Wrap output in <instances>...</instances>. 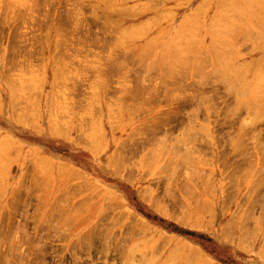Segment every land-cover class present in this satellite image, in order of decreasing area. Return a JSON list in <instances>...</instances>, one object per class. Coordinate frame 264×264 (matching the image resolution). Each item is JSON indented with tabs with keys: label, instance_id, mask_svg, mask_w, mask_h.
<instances>
[{
	"label": "rangeland",
	"instance_id": "374dc122",
	"mask_svg": "<svg viewBox=\"0 0 264 264\" xmlns=\"http://www.w3.org/2000/svg\"><path fill=\"white\" fill-rule=\"evenodd\" d=\"M263 24L264 0H0V264H264Z\"/></svg>",
	"mask_w": 264,
	"mask_h": 264
},
{
	"label": "bare ground",
	"instance_id": "6f19581e",
	"mask_svg": "<svg viewBox=\"0 0 264 264\" xmlns=\"http://www.w3.org/2000/svg\"><path fill=\"white\" fill-rule=\"evenodd\" d=\"M202 2H204V1H202ZM202 2H201V3H202ZM246 2H247V1H246ZM201 3H200V4H201ZM239 3H240V2H239ZM248 3H249V2H248ZM237 4H238V3H237ZM241 4H242V3H241ZM239 6H240V5H239ZM197 7H198V6H197ZM199 7H200V5H199ZM201 7H202V6H201ZM196 11H197V10H196ZM199 11H200V10H198V12H199ZM199 13H200V12H199ZM199 13H198V14H199ZM202 14H204V13H202ZM202 16H203V15H202ZM187 18H188V17H187ZM228 18H229V17H228ZM195 19H196V18H195ZM196 23H197V22H196ZM217 23H218V22H217ZM187 24H188V23H187ZM189 24H190V23H189ZM189 24H188V25H189ZM229 24H230V23H229ZM217 25H218V24H217ZM217 25H216V26H217ZM224 25H225V24H224ZM231 25H232V24H231ZM244 25H245V24H244ZM263 25H264V24H263ZM263 25H262V26H263ZM203 26H204V25H203ZM225 26H226V25H225ZM237 26H238V25H237ZM238 27H239V26H238ZM214 28H215V27H214ZM235 28H236V25H235ZM240 28H241V27H240ZM263 28H264V26H263ZM211 29H212V28H211ZM218 29H219V28H218ZM234 30H235V29H234ZM190 31H191V30H190ZM237 31H238V30H237ZM252 31H253V30H252ZM252 31H251V32H252ZM135 32H136L135 34H137V35L139 34V33H137V31H135ZM235 32H236V31H235ZM216 33H217V32H216ZM236 34H237V33H236ZM241 34H243V33L241 32ZM247 35H248V34H247ZM251 35H252V34H251ZM251 35H250V31H249V36H251ZM231 36H232V35H231ZM253 36H254V35H253ZM240 37H241V35H240ZM238 38H239V37H238ZM238 38H237L236 40L232 41V40L234 39V38H233V39L231 40V42H229V43H230L231 45H233V46H234V45H236V46H238V47H239V46H242V45H241L242 43H240V39H242V38H239V39H238ZM218 40H219V39H218ZM218 42H219V41H218ZM229 43H228V45H230ZM175 45H176V44H175ZM192 45H193V44H192ZM228 45H227V46H228ZM193 46H194V45H193ZM219 46H220V48L222 47L221 45H218V46H216V47H219ZM224 46H225V45H224ZM245 46H246V44H245L244 46H242V47H245ZM214 47H215V46H214ZM226 49H227V51H228V48H226ZM198 50H199V49H198ZM215 50H217V49L215 48ZM223 51H224V50H223ZM223 51H222V52H223ZM239 51H240V50H239ZM173 52H174V51H173ZM216 52H218V51H216ZM224 52H225V51H224ZM203 53H204V52H203ZM208 53H210V52H208ZM214 53H215V52H214ZM225 53H226V52H225ZM228 53H229V55H230V51H228ZM155 54H156V52H155ZM176 54H178V52H177ZM205 54H206V53H205ZM226 54H227V53H226ZM232 54H233V52H232ZM234 54H235V53H234ZM157 55H158V53H157ZM159 55H160V54H159ZM172 55H174V54L172 53ZM215 55H216V54H215ZM218 55H219V54H218ZM224 55H225V54H224ZM224 55H221V56H223V58H224ZM174 56H175V55H174ZM189 56H190V55H189ZM203 56H205V55H203ZM226 56H228V55H226ZM164 57H166V56H164ZM164 57H163V58H164ZM182 57H183V56H182ZM212 57H213V56H212ZM231 57H232V56H231ZM161 58H162V57H161ZM175 58H176V57H175ZM178 58H179V57H178ZM197 58H198V57H197ZM229 58H230V57H229ZM173 59H174V58H173ZM186 59H188V58H186ZM194 59H195V58H194ZM213 59H214V58H213ZM224 59H225V58H224ZM156 60H157V59H156ZM158 60H159V56H158ZM161 60H162V59H161ZM175 60H176V59H175ZM214 60H215V59H214ZM226 60H227V59H226ZM230 60H231V58L229 59V61H230ZM232 60H233V59H232ZM232 60H231V62H232ZM153 61H154V60H153ZM153 61H152V62H153ZM195 61H196V60H195ZM210 61H211V60H210ZM227 61H228V60H227ZM157 62H158V61H156V63H157ZM163 62H164V59H163ZM165 62H166V61H165ZM169 62H170V59H169ZM180 62H182V61H180ZM184 62H185V61H184ZM214 62H215V61H214ZM219 62H221V61H219ZM171 63H174V61L171 62ZM193 63H194V61H193ZM196 63H199V62H196ZM202 63L205 64L204 61H203ZM202 63H201V64H202ZM228 63H229V62H228ZM154 64H155V63H154ZM161 64H162V63H161ZM161 64H160V67H161ZM168 64H169V63H168ZM175 64H176V62H175ZM180 64H181V63H180ZM184 64H185V63H184ZM189 64H190V62H189ZM204 64H203V65H204ZM206 64H207V62H206ZM206 64H205V66H206ZM212 64H214V63H212ZM220 64H221V63H219V65H220ZM149 65H151V64H149ZM156 65H157V64H156ZM185 65H186V64H185ZM187 65H188V64H187ZM187 65H186V66H187ZM207 65H208V64H207ZM152 66H153V65H152ZM162 66H163V64H162ZM169 66H170V65H169ZM169 66H168V67H169ZM175 66H176V65H175ZM182 66H183V65H182ZM196 66H197V65H196ZM198 66H200V65L198 64ZM205 66H202V67H205ZM224 66H225V65H224ZM155 67H157V66H155ZM173 67H174V66H173ZM178 67H180V66H178ZM187 67H188V66H187ZM193 67H194V65H193ZM202 67H201V68H202ZM214 67H216V66L214 65ZM222 67H223V66H222ZM158 68H159V67H158ZM183 68H184V67H183ZM196 68H197V67H196ZM198 68H199V67H198ZM198 68H197V70H199ZM206 68H207V66H206ZM160 69H162V68H160ZM165 69H166V68H165V65H164L163 70L165 71ZM172 69H173V68H172ZM176 69H177V68H176ZM184 69H185V68H184ZM194 69H195V68H194ZM204 69H205V68H204ZM208 69H209V68H208ZM212 69H214V68H212ZM212 69H211V70H212ZM169 70H171V68H169ZM174 70H175V69H173V71H174ZM201 70H202V69H201ZM161 71H162V70H161ZM178 71H179V70H178ZM182 71H183V70H182ZM203 71H204V70H203ZM165 72H166V71H165ZM165 72H164V73H165ZM171 72H172V70H171ZM204 72H206V71H204ZM175 73H178V72L175 71ZM186 73H187V72H186ZM238 73H239V72H238ZM258 73H259V72H258ZM258 73H257V74H258ZM166 74H167V72H166ZM197 74H198V73H197ZM230 74H231V73H230ZM241 74H242V73H241ZM241 74L239 73L238 75H241ZM257 74H256V75H257ZM167 75H169V74H167ZM183 75H184V74H183ZM187 75L190 76V73L188 72ZM199 75H201V73H200ZM208 75H209V74H208ZM217 75H218V74H217ZM235 75H236V74H235ZM238 75H237V77H238ZM245 75H246V73L244 74V76H245ZM262 75H263V74H262ZM164 76H165V74H164ZM189 76H188V78H189ZM191 76H192V75H191ZM194 76L197 77L198 75H193V77H192L193 79H194ZM201 76H202V75H201ZM205 76H206V74H205ZM205 76H204V77H205ZM212 76H213V75H211V77H212ZM231 76H233V75H232V74H231V75L226 74V77H227V78L224 77V78H226L225 81H226L227 83L229 82V83H228L229 86L227 85V87H229V88L227 89L228 92H229L228 94L231 95L232 97H233V96H236V97H237V100H236V101L239 102V101H238V96H240L241 94L243 95L244 92H246V91L248 90L247 87L250 85V83H248V82L245 81V82L243 83V85L241 84L242 86H240L239 88L237 87L236 89H234V91H233V90H230L231 88H233L232 85H231L230 80H231V79H234V81H236V80H235V77L232 78ZM173 77H174V76H173ZM176 77H177V76H176ZM176 77H175V78H172V80L175 79V81L177 82L179 78H177V80H176ZM179 77H180V76H179ZM196 77H195V78H196ZM204 77H203V79H204ZM209 77H210V75H209ZM216 77H217V76H216ZM222 77H223V76H222ZM237 77H236V79H237ZM256 77H257V76H256ZM261 77H262V76H261ZM181 78H182V76L180 77V79H181ZM183 78H184V76H183ZM192 78H191V79H192ZM206 78H207V77H206ZM206 78H205L204 80L202 79V81L205 82ZM214 78H215V76H214ZM219 78H220V77H218V79H219ZM240 78H243V74L240 76ZM180 79H179V80H180ZM197 79H198V78H197ZM199 79H200V78H199ZM199 79L197 80L198 82H199ZM208 79H209V78H207V81H208ZM238 79H239V77H238ZM184 80H185V79H183V81H184ZM212 80H213V79H212ZM240 80H241V79H240ZM168 81L170 82V80H168ZM202 81H201V83H202ZM214 81H215V80H214ZM223 81H224V80H223ZM223 81H222V83H224ZM238 81H239V80H238ZM169 82H168V83H169ZM179 82H181V81H179ZM195 82H196V81H195ZM212 82H213V81H212ZM212 82H211V83H212ZM263 82H264V81H263ZM263 82H262V83H263ZM181 83H182V82H181ZM192 83H194V81H193ZM192 83H191V85H193ZM217 83H218V82H217ZM222 83H220V84H222ZM233 83H234V82H233ZM233 83H232V84H233ZM237 83H238V82H237ZM237 83H235V85H236ZM174 84H175V83H174ZM186 84H187V82H186ZM194 84H197V83H194ZM218 84H219V83H218ZM188 85H189V84H188ZM188 85H185V86H188ZM202 85L206 86L204 83H202V84L200 85V87H201ZM223 85H224V84H223ZM175 86H176V85H175ZM189 86H190V85H189ZM189 86H188V87H189ZM196 86H197V85H196ZM238 86H239V85H238ZM182 87H183V85H182ZM202 87H203V86H202ZM206 87H207V86H206ZM249 87H250V86H249ZM17 88H18V87H17ZM177 88H178V87H177ZM185 88H186V87H185ZM200 89H201V88H200ZM219 89H220V87H219ZM246 89H247V90H246ZM261 89H262V88H261ZM261 89H260V90H261ZM18 90H19V89H18ZM199 91H200V90H199ZM203 91H204V90H203ZM16 92H17V91H16ZM196 92H198V91H196ZM222 92H223V91H222ZM230 92H232V93H230ZM255 92H256V91H255ZM255 92L253 91V92H251V94H252V93L255 94ZM193 93H194V92H193ZM198 93H199V92H198ZM203 93H204V92H203ZM213 93H214V92H213ZM262 93H264V91H263ZM199 94H200V93H199ZM206 94H207V93H206ZM224 94H225V93H224ZM232 94H233V95H232ZM251 94H250V96H251ZM196 95H197V93H196ZM196 95H194V96H196ZM201 95L203 96V94H201ZM258 95H260V94H258ZM258 95L256 94V96H255V100H256V97H257ZM174 96H175V95H174ZM198 96H200V95H198ZM202 96H201V97H202ZM252 96H253V95H252ZM252 96H251V97H252ZM201 97H200V98H201ZM203 97H204V96H203ZM232 97H230V98H232ZM251 97H250V98H251ZM258 97H259V96H258ZM260 97H261V95H260ZM177 98H178V97H177ZM181 98H182V97H181ZM185 98H186V97H185ZM185 98H183V99H185ZM198 98H199V97H198ZM204 98H206V97H204ZM210 98H211V97H210ZM223 98H225V97H223ZM250 98H247V100H249ZM253 98H254V97H253ZM190 99H191V98H190ZM201 99H202V98H201ZM206 99H207V98H206ZM244 99H245L244 102H245V103H248V101L246 100V98H244ZM261 99H262V97H261ZM263 99H264V98H263ZM187 100H188V99H187ZM196 100H198V99H196ZM210 100H211V99H210ZM210 100H209V101H210ZM212 100H213V98H212ZM220 100H221V99H220ZM223 100H224V99H223ZM229 100H230V99H229ZM233 100H234V98H233ZM239 100H240V99H239ZM202 101H204V100L202 99ZM214 101H215V100H214ZM224 101H225V100H224ZM227 101H228V100H227ZM227 101H226V102H227ZM242 101H243V100H242ZM253 101H254V100H253ZM256 101H258V100H256ZM205 102H206V101H205ZM215 102H216V101H215ZM233 102H234V101H233ZM254 102H255V101H254ZM258 102H259V103L261 102V103H260L261 105L259 104L258 108L261 107V106L264 107V104L262 103V101L259 100ZM258 102H256V103L258 104ZM231 103H232V101H231ZM235 103H236V102H235ZM250 103H253V102H252V99H251ZM236 104H237V103H236ZM236 104H235V105H236ZM245 105H247V104H245ZM200 106H201V105H200ZM200 106H199V107H200ZM233 106H234V105H233ZM250 106L252 107V106H254V105H251V104H250ZM255 106H256V105H255ZM255 106L252 107V108L255 109ZM199 107H198V110L200 109ZM201 107H202V106H201ZM205 107H206V106H205ZM247 107H248V105H247ZM251 107H250V108L248 107L247 110H248V111H249V110H250V111H253L254 109H251ZM258 108H256V109L258 110V111H256V113H258L259 110L261 111V109H258ZM229 109H230V107H229ZM196 110H197V109H196ZM198 110H197V111H198ZM230 110H231V109H230ZM210 111H211V110H210ZM212 111H213V110H212ZM224 111H225V110H223V112H224ZM239 111H240V110H239ZM250 111H249V112H250ZM213 112H214V111H213ZM226 112H228V111H226ZM237 112H238V111H237ZM237 112H236V114H234L235 116H237ZM249 112H248V113H249ZM200 113H201V112H200ZM256 113H255V115H256ZM259 113L261 114L260 116L262 117V113H264V111H263V112H259ZM259 113H258V114H259ZM189 114H190V113H189ZM195 114H196V113H195ZM197 114H199V113H197ZM226 114H227V113H226ZM250 114H252V113H250ZM192 115H193V113H192ZM227 115H228V114H227ZM227 115H226V116H227ZM232 115H233V114H232ZM240 115H241V114H240ZM255 115H254V116H255ZM196 116H197V115H196ZM226 116H225V117H226ZM229 116H230V115H229ZM229 116H228V117H229ZM263 117H264V115H263ZM169 118H170V117H169ZM172 118H173V117H171V119H172ZM192 118H194V117H192ZM230 118H231V117H230ZM232 118H233V117H232ZM232 118H231V119H232ZM236 118L238 119V117H236ZM236 118H233V119L235 120ZM254 118H255V117H254ZM231 119H229V121H230ZM257 120H258V119H257ZM53 121H54V120H53ZM165 121H166V120H165ZM89 122H90V121H89ZM231 122H232V121H231ZM95 123H96V122H95ZM159 123H161V122H159ZM55 124H56V122H55ZM81 124H82V123H81ZM97 125H98V124H97ZM159 125H160V124H159ZM32 126H33V125H32ZM50 126H51V124H50ZM154 126H155V125H154ZM156 126H158V125H156ZM189 126H190V124H189ZM252 126H253V125H252ZM95 127H96V126H95ZM242 127H244V125H243ZM245 127H247V126H245ZM62 128H64V127H62ZM85 128H86V126H85ZM190 128H191V127H190ZM53 129H54V128H53ZM87 129L89 130L88 127H87ZM87 129H86V130H87ZM156 129H157V128H156ZM187 129H188V127H187ZM94 130L96 131V129H94ZM95 131H93V132H95ZM87 132H88V131H87ZM92 139H93V138H92ZM99 140H100V139H99ZM99 140H98V141H99ZM95 141H96V140H95ZM92 142H93V140H92ZM99 142H100V141H99ZM99 142H98V143H99ZM92 147H93V146H92ZM94 147H95V146H94ZM98 147H99V146H98ZM119 147H120V146H119ZM99 148H100V147H99ZM89 149H90V148H89ZM93 149H94V148H93ZM95 152H96V151H95ZM115 152H116V151H115ZM93 153H94V152H93ZM117 154H118V152H116V155H117ZM113 158H114V157H113ZM118 159H119V158H118ZM47 165H48V164H47ZM113 166H114V165H113ZM115 167H116V166H115ZM59 169H60V168H59ZM62 169H63V168H62ZM165 169H167V168H164V170H165ZM60 170H61V169H60ZM161 170H162V169H161ZM58 172H59V171H58ZM60 172H61V171H60ZM60 172H59V173H60ZM115 173H116V172H115ZM117 173H119V172H117ZM165 173H166V171H165ZM117 175H118V174H117ZM126 178H127V177H126ZM127 179H128V178H127ZM127 179H126V180H127ZM134 180H135V179H134ZM129 181H132V180L129 179ZM83 187H84V186H83ZM83 187H82V188H83ZM205 190H206V189H205ZM206 192H207V191H206ZM139 193H140V192H139ZM202 194H203V193H202ZM144 195L146 196V192H145V194H144V193L142 194V192H141V197L144 198V199H146L147 197L145 198ZM147 196H148V195H147ZM147 200H148V199H147ZM151 201H152V200H151ZM205 203H206V202H205ZM208 203H209V202H208ZM153 205H155V204H153ZM151 206H152V205H151ZM205 206H206V205H205ZM205 206H204V204H203V207H204V208H206ZM155 207H156V206H155ZM155 207H154V208H155ZM201 207H202V206H201ZM201 207H200V208H201ZM198 209H199V208H198ZM199 210H200V209H199ZM203 210H204V209H203ZM205 210H206V209H205ZM134 215H135V214H134ZM133 217H135V216H133ZM138 223H139V222H138ZM141 226H142V225H141ZM145 226H147V225H145ZM227 226H228V225H227ZM225 227H226V226H225ZM228 228H229V227H228ZM230 229H231V228H230ZM230 229L228 230L229 232H230ZM231 231H232V230H231ZM225 232H226V231H225ZM229 232H227V233H229ZM230 233H231V232H230ZM230 233H229V234H230ZM105 234H106V233H105ZM221 234H222V233H221ZM224 234H225V233H224ZM99 235H100V234H99ZM99 235H98V237H99ZM101 236H102V235H101ZM101 236H100V237H101ZM230 237H231V236H230ZM241 238H242V236H241ZM242 239H245V238L243 237ZM242 242H243V240H242ZM175 248H176V247H175ZM263 248H264V246H263ZM176 249H178V248H176ZM179 249H180V247H179ZM179 249H178V251H174V252H176V253L179 252V251H180ZM173 250H175V249H173ZM190 250H191V249H190ZM194 250H195V249H194ZM196 252H197V251H196ZM177 254H178V253H177ZM195 254H196L195 252H191V253H190V256H193V255H195ZM197 254H198V253H197ZM199 255H200V254H199ZM199 257H200V256H199ZM199 257H198V258H199ZM186 258H188V257H186ZM189 259H191V260H189ZM184 260H185V259H184ZM168 261H169V260H168ZM187 261H188V263H189V262H191V261L194 262L195 260H193V258H188ZM196 261H197V260H196ZM193 262H191V263L193 264ZM196 263H197V262H196ZM199 263L201 264L202 262H199ZM199 263H198V264H199ZM166 264H167V263H166Z\"/></svg>",
	"mask_w": 264,
	"mask_h": 264
}]
</instances>
